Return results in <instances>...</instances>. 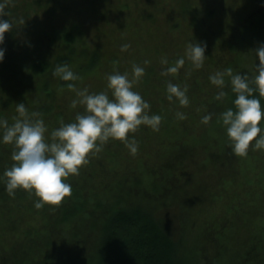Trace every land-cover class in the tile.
<instances>
[{
    "label": "rangeland",
    "instance_id": "obj_1",
    "mask_svg": "<svg viewBox=\"0 0 264 264\" xmlns=\"http://www.w3.org/2000/svg\"><path fill=\"white\" fill-rule=\"evenodd\" d=\"M34 1L7 0L9 3L5 4L4 14L12 22L11 28L5 30L6 37L9 38L13 28L14 36L9 46H0L5 48L0 60V88L11 87L6 100L13 98L14 106L0 103V113L11 123L17 114L16 102L23 101L29 108L33 104L25 100L46 99L52 106L49 123H45L47 135L58 126L56 112H64L70 121L83 106L70 104L76 91L60 86L57 77L43 82L47 76L41 73L34 76V66L40 58L72 46L63 42L57 46L59 40L50 47L49 39H42L39 44L37 40L26 42L28 27L21 17L27 12L25 2L32 5L30 20L46 18L39 12L33 13L37 5ZM109 1L112 6L115 0ZM125 1L128 7L119 11L107 10L98 0L58 1L62 15L66 16L62 20L77 22L82 28V37L74 44L76 52L80 46H86L98 53L99 68L94 74L83 73L79 82L76 80V88L88 89L91 81L107 82V74L113 69L127 72L132 78L133 64L143 65L145 71L132 87L146 94L149 113L161 115L158 130L142 123L129 133L138 143L135 154L122 140L110 138L99 151L89 155L78 173L67 177L73 187L78 185L76 195L87 208L82 219L67 215L61 220V209L54 218V210L62 206L67 194L59 204L45 203L40 208L34 206L38 198L34 192L17 188L15 195H9L3 177L6 167H2L5 161L12 160L13 145L0 143V239H4L1 243L9 247L21 244V250L16 248L21 259L18 264H60L78 251L89 256L98 249L96 235L90 229L95 220L90 206L94 208L97 201H102L98 204L101 212L104 206L107 210L140 203L156 208L169 219L184 244L188 264H264V148L252 147L254 137L247 154L232 151L226 154L230 151V147L225 150L227 143L231 142L219 113L231 107V95H235L229 91L227 75L223 85L227 96L224 106L210 111L202 104L203 99L215 96L219 90L209 80L210 73L226 66H231L234 72L247 71L250 76L255 72L254 62H259L255 49L264 41V15L256 18L252 10L256 0ZM260 1L264 5V0ZM52 3L55 2L51 1L49 6L54 8ZM106 11L107 19L101 15ZM16 17H21L19 27L13 25ZM242 18L248 19L247 31L241 29ZM139 20L146 32L131 33L139 26L136 23ZM189 41L206 45V56L199 68L193 67L186 56ZM123 43L128 47L122 49ZM114 53L118 64L110 66L109 55ZM179 56L185 59L176 72L162 71ZM162 58L167 63H162ZM76 66L79 62L74 60L69 64L71 69ZM73 71L78 73L77 68ZM102 73L103 77L91 79ZM146 75L148 80L144 82ZM168 81L181 87L187 85L186 105L179 104L175 97L166 98ZM88 91L91 92L90 88ZM3 96L0 92V98ZM261 103L264 105V97ZM177 111L185 113V117L178 118ZM205 113L212 114L207 123L201 120ZM260 124L264 130V119ZM7 250L12 252L13 248Z\"/></svg>",
    "mask_w": 264,
    "mask_h": 264
},
{
    "label": "clouds",
    "instance_id": "obj_2",
    "mask_svg": "<svg viewBox=\"0 0 264 264\" xmlns=\"http://www.w3.org/2000/svg\"><path fill=\"white\" fill-rule=\"evenodd\" d=\"M7 0H0V13L5 11ZM9 19L0 17V44L4 40V32L11 28ZM128 47L127 43L121 48ZM206 45L189 41L185 53L193 67L202 66L205 59ZM5 48L0 47V60L4 58ZM258 63L254 62L255 72L250 76L247 71H233L231 66L218 69L209 74V80L219 86L215 93L217 99L226 95L223 87L227 75L231 91L235 93L233 107H227L219 113V119L225 126L232 151L239 155L247 154L250 141L253 148H264V130L260 121L264 119V41L255 49ZM184 56L176 58L174 64L162 69L164 72H176L184 64ZM144 63H148L147 60ZM162 63H167L162 58ZM145 71L141 64H133L132 78L127 72L113 71L107 74L108 91L90 92L87 87L76 88L71 81L78 78L68 64L56 65L55 75L69 81L67 87L76 91V97L70 101L72 106L78 103L84 110L78 111L70 121H61L46 135L47 125L35 111L29 114L23 101L16 102V115L11 123L0 116V143L13 145L11 158L14 163L3 171L5 190L9 195H15V189L23 188L34 192L38 197L34 206L42 207L45 203L59 204L66 194L71 193V184L67 180L70 174L79 172L82 164L87 163L90 154L99 151L104 142L120 139L132 154L138 149V143L130 132L139 125L146 124L153 130H158L161 115L149 113V102L135 90L132 85ZM187 85L168 81L166 91L168 99H178L179 104L186 105L189 100L186 94ZM177 117L183 119L185 113L177 111ZM212 114L205 113L201 120L207 123ZM259 133V135H258Z\"/></svg>",
    "mask_w": 264,
    "mask_h": 264
},
{
    "label": "trees",
    "instance_id": "obj_3",
    "mask_svg": "<svg viewBox=\"0 0 264 264\" xmlns=\"http://www.w3.org/2000/svg\"><path fill=\"white\" fill-rule=\"evenodd\" d=\"M51 1L55 2L52 3L55 5L54 8L49 6ZM58 1L59 0L34 1V3H36L37 5H35L33 9V13L39 12L43 15H46L44 21H41L39 18L30 20V16L32 15V5H28V3L26 2L25 5L27 6L25 10H27V12H25L23 16H20L23 18V20L26 21L24 22V24L28 27V38H26V42H30V40H37L39 44L41 43L40 41L42 39H49L47 43L48 46H50L51 43L56 44L59 40L60 41L58 42L57 46L60 42L72 45L70 47L60 48L61 50L58 48L59 51L49 53L48 58L46 57V55L44 56V58H40L36 62V65L34 66L35 69L33 70L34 76L37 73H41L47 76L43 82H50L52 78L57 77L60 80V86L68 88L67 84L69 83V81L62 80L59 75H55L53 73V69L56 67V65L62 63H66L69 65L73 60L79 62V66H76L72 69L74 70L75 68H77L78 79L76 80H78L79 82V78L81 75H83V73L90 75L91 73L94 74V72L97 71V69L99 68V61L98 56L96 55L98 53L95 49H91L90 47L87 48L86 46H80V51L76 52V47L74 44L79 40V37H82V28H79L77 22L68 23V20H62L66 16L62 15L63 9L59 8L60 3ZM98 1L100 2L99 4L105 6L107 10L119 11L122 7H128L127 1L125 0H115L113 3V5L115 6H111L109 0ZM245 1L247 2L248 0ZM21 2H23V0H21ZM261 3L262 2L260 0H256V4L252 9L253 12L256 13V18L258 16H261L260 18H262V15H264V5H262ZM107 13L109 12L106 11V14L102 13V17L107 19ZM0 15H3V18L6 19L4 12L3 14L0 13ZM119 16L120 15H118V18ZM21 17H16L18 20H13V25L16 23L15 27H19L18 25L21 24L19 23ZM242 19L243 21L240 24L244 25L245 29H241L247 31L246 29L249 26V22L247 21L248 19ZM193 22L197 23L196 21ZM61 23H64L65 27L62 28ZM136 23H139V26L135 27V32L131 31V33L137 34L136 32H146L145 26H143L142 23L140 24V20L136 21ZM123 24L124 26L126 24L124 20ZM125 30L127 31L126 27ZM6 32H4V40L2 44H5V46L7 47L9 46L10 41L14 36V28L11 30L9 38L6 37V34L8 36V33ZM2 44L0 46H2ZM52 49L53 48H51V50ZM41 52V56H43V52L45 51L43 50ZM109 56L110 66L118 64L115 53L110 54ZM144 60L145 59H142L141 61ZM113 71L116 70L113 69ZM147 71L150 70L147 69ZM98 76L103 77V73L100 75H93L91 76V79H96ZM144 79V82H147V75ZM76 80L71 82L74 83L76 87H78V82H76ZM38 82V79H36V83ZM89 88L91 92L104 90L108 91L109 94L111 93V90L107 88V82H97L96 84H93V82L91 81V85L89 86ZM0 89V92L5 94V96L0 98V103L4 104V106H10L11 108H13L14 99L12 98L11 101L6 100V95L9 94V90L11 89V87H9L8 89L6 87L5 89ZM229 91H231V88L229 89ZM140 94L143 98L146 97V94L144 92L140 91ZM234 96L235 95L232 94L231 98L234 99ZM226 97V95L221 99H217L216 96L209 97L208 99H203L202 104L204 106H207L208 110L216 111L218 108L220 109L224 106ZM31 101L28 100L27 102V100H25L26 103L33 104L29 108L26 107L29 114L35 111L43 118L44 123H49L48 115L51 113V104L46 99L40 100L32 98ZM230 106L235 108L233 103H231ZM83 107L82 110H80L81 112L84 110ZM76 112H78V110H76ZM0 115H3L2 112L0 113ZM56 116L59 119L58 126L61 121L67 122L69 119L67 118L68 116H64V112H56ZM72 118H75V115H73ZM227 144L228 145L225 150H228L230 147V151H228L226 154L232 151L231 144H229V142ZM12 163H14L13 160L9 161L8 159L4 162V167H2V169L5 167H10ZM74 181L76 180L74 179ZM77 186V184H75L74 187L73 185H71V193L67 194V197L61 204L62 206H60L59 209L54 210V218L61 209V220H63L67 215L71 218L73 217L82 219L87 208L83 206V203L81 201L78 200V196L75 192V188ZM101 202L102 201L100 200L97 201L98 204H101ZM98 204H93L94 208H91L90 206L91 211L95 214V220L92 222L94 224V227L91 224L90 229L93 228L91 230V234L96 235L98 249L96 250V252H91L89 256L88 254L80 253V251L76 253L74 252L73 254L68 255L64 260H62L60 264H188L189 258H187L183 242L181 241L179 236H177L176 232L171 226L172 224L170 223L169 219L164 214L160 213L159 210H157L156 208H148L140 203H137L134 205L119 206L116 208L108 207L107 210L106 206H104L102 211L100 212ZM26 232L27 231L25 230V234ZM1 241H4L3 237H1L0 239V264H18V260L21 259L18 257L19 254L17 253L16 248L21 250V244H13L12 247H9L2 244ZM7 248H13L12 252H8ZM46 254L47 252L44 255ZM25 255H28V252H25ZM90 256L92 257L90 258ZM40 260L42 259L40 258Z\"/></svg>",
    "mask_w": 264,
    "mask_h": 264
}]
</instances>
